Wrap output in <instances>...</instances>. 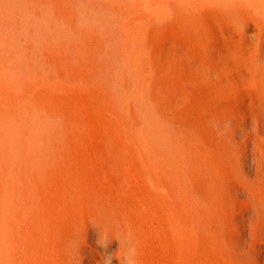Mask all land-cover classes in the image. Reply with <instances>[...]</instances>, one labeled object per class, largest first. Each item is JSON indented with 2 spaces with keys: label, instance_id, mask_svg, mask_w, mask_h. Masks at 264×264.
Listing matches in <instances>:
<instances>
[{
  "label": "rangeland",
  "instance_id": "obj_1",
  "mask_svg": "<svg viewBox=\"0 0 264 264\" xmlns=\"http://www.w3.org/2000/svg\"><path fill=\"white\" fill-rule=\"evenodd\" d=\"M58 1L56 6L60 4V9L55 7L57 12L60 10V17L64 14L62 18L69 21L68 33L53 38L46 46L23 40L26 47L19 53L12 44V34L22 27L16 17L0 7V43H4L0 45V134L10 143L7 154L4 157L0 154V174L13 172L21 186L15 189L17 198L11 197L10 202L7 196L0 202L3 205H0V264H89L92 256L84 252L89 249L92 221L85 204L94 200L103 203L112 214L146 220L143 213L139 217L136 214L141 211L137 201L145 193L138 179L141 160L134 156L115 125L122 113L118 88L131 75L121 51L123 29L112 23L104 24L98 17L105 11L102 7L99 10V4L93 0L86 2L96 4H92L95 8L85 5V0L78 5L79 0H69L68 4L65 0L63 6L61 1L57 5ZM198 2L173 1L176 8L170 4L167 13L173 15H163L164 23L156 21L153 24L157 25L156 30L147 36L149 54L156 60L162 56L166 59L163 73L166 83H172L170 86L165 83L171 92L186 86L181 87L182 99L178 98L173 112L190 126L216 124H211L215 129L207 125L213 132L220 131L216 130L214 136L203 127L211 143L216 136L215 147L221 145L228 151L230 136L243 130L244 121L249 125L238 144L251 143L255 172L249 181L233 175L236 177L233 187L243 192L237 203L241 211L248 204L254 206L248 227L251 234L256 232L260 236L259 241L249 238L244 250L254 251L261 258L260 264H264V252L260 249L264 245V206L255 193L257 190L264 196V130L260 133L258 127L261 122L264 129V15L252 4ZM66 14L69 18L64 17ZM72 16L78 17V24H74ZM9 45L13 48L9 49ZM46 57L49 61L45 62ZM31 65H42L51 72L52 80L41 85L29 76ZM37 109L42 111L39 113ZM119 111L120 114L116 113ZM47 114L54 121L51 128L42 130L37 124H44L43 117ZM229 157L233 167V156ZM1 164L5 165L4 171ZM6 180L10 194L14 186L12 178ZM152 235L149 231L139 243L137 264H176L163 243ZM200 250L196 253V264H213L207 250L202 247ZM91 252L94 258H99L100 252L94 248ZM248 263L254 264L253 257Z\"/></svg>",
  "mask_w": 264,
  "mask_h": 264
},
{
  "label": "bare ground",
  "instance_id": "obj_2",
  "mask_svg": "<svg viewBox=\"0 0 264 264\" xmlns=\"http://www.w3.org/2000/svg\"><path fill=\"white\" fill-rule=\"evenodd\" d=\"M60 1L62 2V6L65 5V0L64 2L63 0ZM60 1H58L57 5ZM80 1L81 0L78 1L77 5ZM86 1L89 2L90 0L84 1V4L89 7L94 4H89V2L88 5ZM93 1L99 4V10L102 7V11H105L104 14L98 17L104 24L108 25L112 23V26L117 25L123 29V32H120L121 35L118 31L117 35L118 37L120 35L121 40L123 39L122 47H120L131 75L129 78L128 75V79L123 80L118 88V95L120 97L118 101H120L119 107L122 113L120 114V111L116 112L120 114V118L118 120V114V122L115 123L116 120L114 123L120 128L119 130H121L124 141L133 149L134 156L141 160V164L139 165H141L140 168L142 171L140 174L138 173V179H140L145 193L143 197L139 198L137 201V204L141 207V211H136V214L139 217V213H143L146 216V220L140 218L130 219L128 217L112 214L106 209V206L98 200L89 203L86 202L87 204L85 205H87L86 207L90 212L89 217L92 221V225L88 232L89 239L87 240L89 249L84 252L88 256H92L89 264H137L138 252L140 250L139 243L149 231L163 243L166 251L176 259V264H196V261H198L196 260V253L201 247L207 250L205 251L211 257L210 259H212L211 262H213V264H249L248 259L250 257H253L254 264H260L261 258L259 259L258 256H255V254L252 253L254 251L246 252V250H244L249 238L252 237L257 241L260 240V236H258V234L256 235V232H252V234L254 233V235H252L248 227V223L254 213V206L248 204L243 208L244 211H241L237 207V203L243 196V192L240 191L239 188L236 189L233 187L234 178L238 177L239 180L249 181L250 178L253 177L252 174H254V167L251 160L253 159L252 157H255V153L252 151L251 143L245 142L240 146L238 144L242 132L247 134L246 130L249 125L244 121L242 131H233L232 137L230 136L232 139L228 151H226V148H221V145H219V148L215 147L214 144L216 145L217 142L214 144L213 142L216 136L213 137L214 139H212L213 142L211 143L209 141L210 139L208 138V140L206 138L208 135L205 136L206 132H204L203 125L202 127L201 124L198 126H195V124H193L194 126H190L183 120L184 118L178 117L180 115H176L173 112V109L180 101L178 98L183 94L184 89L181 87L184 85H180L181 89L179 88L178 91L174 92L172 90L173 92H171L169 90L171 89V87L169 88L171 82L169 84L166 83V77L163 73L166 59L162 58L164 57L162 56L156 60L150 56L151 53L149 54L148 46L150 44H148V41L150 39L148 40L147 36L148 34H150V36L153 35L152 30H156L157 25L153 27V24L157 22L160 23V21L164 23V20H161L163 15L168 14L167 12L170 10V4L172 6V2L177 0ZM201 1L202 0L198 3L203 4V1L206 0ZM208 1H210V4L211 2L214 3V0H207V3ZM219 1L217 0V2ZM222 1L224 4L227 2L236 6L252 4L259 7L264 15V0ZM222 1L219 3H223ZM56 2L57 0H0V7L3 6L4 10L9 11L11 15L16 17L18 25L22 27L20 32L12 34V44L15 45L14 48L17 53L26 47L23 40H32V43L35 41L41 46H46L48 44L47 42L53 38L68 33L66 24H68L69 21H67L66 18H62L64 14L60 17L58 14L60 10L58 12L56 10V7L60 9V4L56 6ZM66 3H70L69 0ZM96 4H94V6H96ZM174 5L175 4H173V6ZM193 7L196 6L193 5ZM92 8L95 7L92 6ZM69 12L72 13V10ZM73 12H75V10ZM75 13L77 15V12ZM75 13L74 16H76ZM171 14L168 15L170 16ZM64 17H68V15L66 14ZM69 17H71V14H69ZM77 18L73 19L75 22L72 20L74 24H78ZM168 18L165 20H169ZM68 26L70 25L68 24ZM71 27L74 28L76 26L72 25ZM2 44L4 43H0V45ZM76 46H78V44L75 45V47ZM9 47L13 48L11 45H9L8 48ZM155 52L157 51L155 50ZM154 55L156 56L157 54ZM157 57L158 56H156V58ZM46 60L49 61L47 57L45 62ZM15 69V71H17V68ZM29 72L30 75H28L33 77V79L41 85L47 84L49 80H52L49 74L51 72L42 65H31L29 67ZM17 73H19V70ZM165 83L169 86L167 87ZM176 85L179 84L176 83ZM187 90L185 91L187 92ZM37 95H40L39 91ZM112 105L118 106V104ZM49 106L52 105L50 104ZM53 107L55 108V106ZM36 108L34 107V110ZM41 109H37L38 112L42 111ZM41 113H45V110ZM204 113L206 114V111H204ZM49 116L50 115H48V118L43 117L44 124L38 122L37 127L40 125L38 128L42 130L51 128L54 117L52 119L49 118ZM37 119L39 120V117ZM108 119H110V117ZM205 124L204 128L206 130L207 125L210 123ZM211 124L213 126L216 125L212 122ZM212 125L211 128L215 129ZM258 127L260 128V133H262L264 129L262 128L261 122H259ZM207 128L211 130L209 126ZM216 130L218 131V129ZM216 130H214V132ZM16 131L18 132L19 130ZM211 132H208V134L213 135V130H211ZM252 133L253 132H251V134ZM249 134L250 133H248V135ZM211 136L210 138H212ZM251 139L252 138H250V140ZM215 140H217V138ZM7 146L10 147L8 139L0 134V154L2 157L7 154ZM229 155L233 156L234 168L231 166ZM15 156H17L16 153ZM1 166L4 171L5 165L3 166L1 164ZM7 169L10 171L9 168ZM6 174L2 172L0 174V202L2 203L4 202L3 199L7 196L10 197L9 199H11V197L17 198L18 193L15 189H18L20 186V180L16 174L13 172H6ZM233 175L237 176L234 177ZM9 177L12 178V184L14 185L10 194L5 187L7 186L6 178ZM132 192L133 191H131L130 194H132ZM255 193L260 204L264 206V196L257 190H255ZM9 201L11 202L12 199ZM14 202H16V200ZM1 207H3V205H1ZM9 225L10 224H8V226ZM14 228L13 226V229ZM256 246L255 244V247ZM93 248L95 252H100L99 258L93 257L91 252ZM254 248H252V250ZM260 249L264 252V245H262ZM81 252L82 251H80V253ZM261 256H263V254Z\"/></svg>",
  "mask_w": 264,
  "mask_h": 264
}]
</instances>
